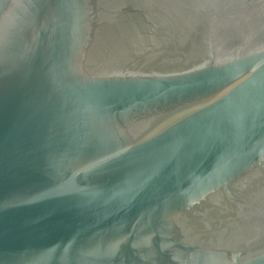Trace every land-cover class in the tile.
I'll use <instances>...</instances> for the list:
<instances>
[{"label": "water", "instance_id": "95a60500", "mask_svg": "<svg viewBox=\"0 0 264 264\" xmlns=\"http://www.w3.org/2000/svg\"><path fill=\"white\" fill-rule=\"evenodd\" d=\"M0 264H264V0H0Z\"/></svg>", "mask_w": 264, "mask_h": 264}]
</instances>
